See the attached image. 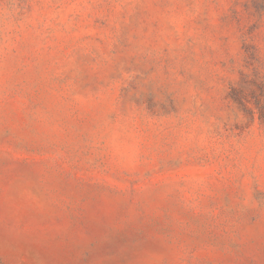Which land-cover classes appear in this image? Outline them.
Returning a JSON list of instances; mask_svg holds the SVG:
<instances>
[{
    "label": "rangeland",
    "instance_id": "rangeland-1",
    "mask_svg": "<svg viewBox=\"0 0 264 264\" xmlns=\"http://www.w3.org/2000/svg\"><path fill=\"white\" fill-rule=\"evenodd\" d=\"M258 101L264 0H0V264H264Z\"/></svg>",
    "mask_w": 264,
    "mask_h": 264
},
{
    "label": "trees",
    "instance_id": "trees-1",
    "mask_svg": "<svg viewBox=\"0 0 264 264\" xmlns=\"http://www.w3.org/2000/svg\"><path fill=\"white\" fill-rule=\"evenodd\" d=\"M234 98L239 99V96L235 93ZM257 109L259 111V120L261 121V124L264 125V104H262L260 101H258L257 102Z\"/></svg>",
    "mask_w": 264,
    "mask_h": 264
}]
</instances>
